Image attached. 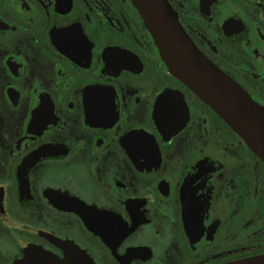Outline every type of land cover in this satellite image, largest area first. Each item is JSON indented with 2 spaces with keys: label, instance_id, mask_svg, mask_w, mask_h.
<instances>
[{
  "label": "flooded vegetation",
  "instance_id": "1",
  "mask_svg": "<svg viewBox=\"0 0 264 264\" xmlns=\"http://www.w3.org/2000/svg\"><path fill=\"white\" fill-rule=\"evenodd\" d=\"M264 113V0H163ZM172 71L132 0H0V264L264 256V162Z\"/></svg>",
  "mask_w": 264,
  "mask_h": 264
},
{
  "label": "water",
  "instance_id": "2",
  "mask_svg": "<svg viewBox=\"0 0 264 264\" xmlns=\"http://www.w3.org/2000/svg\"><path fill=\"white\" fill-rule=\"evenodd\" d=\"M161 56L264 162V113L229 79L212 67L179 31L163 0H132ZM223 264H264V256Z\"/></svg>",
  "mask_w": 264,
  "mask_h": 264
}]
</instances>
